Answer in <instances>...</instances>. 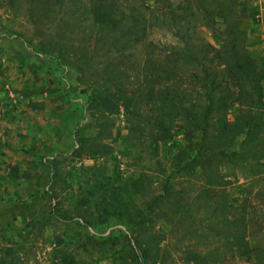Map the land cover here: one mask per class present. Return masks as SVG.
Instances as JSON below:
<instances>
[{
    "label": "rangeland",
    "instance_id": "1",
    "mask_svg": "<svg viewBox=\"0 0 264 264\" xmlns=\"http://www.w3.org/2000/svg\"><path fill=\"white\" fill-rule=\"evenodd\" d=\"M115 1L119 36L128 43L114 36L105 45L90 40L77 13L32 20L25 8L14 13L0 1V255L12 248L16 264H138L133 239L140 238L151 250L148 264H188L186 252L214 248L225 254L224 264H264L247 250L222 248L232 238L264 244V173L252 175L257 163L264 170V159L245 153L238 158L247 161L244 170L237 161L218 162L217 183L207 186L200 170H174L189 125L171 117L165 124L171 137L155 141L152 107H140L142 117L124 109L126 99L140 102L139 93L157 83L145 60L157 61L162 48H181L180 35L219 48L212 26L193 0ZM198 1L215 22L220 8L237 5L244 46L264 71V0ZM143 29L135 41L132 33ZM189 75L177 71L172 84L192 102L200 93ZM262 91L264 101V80ZM99 92L118 99L116 113L90 103ZM237 114L233 104L214 119L216 127L229 125L226 146ZM94 144L97 153L88 148ZM165 185L174 190L170 200L137 226L135 215Z\"/></svg>",
    "mask_w": 264,
    "mask_h": 264
},
{
    "label": "trees",
    "instance_id": "2",
    "mask_svg": "<svg viewBox=\"0 0 264 264\" xmlns=\"http://www.w3.org/2000/svg\"><path fill=\"white\" fill-rule=\"evenodd\" d=\"M0 1L14 13L25 8L27 17L32 20L35 18L47 20L57 15L72 17L77 13V16H84L83 21L87 25L90 40L94 44L102 43L105 45L106 41L114 36L128 43L127 39L119 36L121 19L117 15L118 7L115 0ZM193 1L194 7L212 26L213 34L221 42L219 48L201 40L194 43L189 36L180 35L183 45L181 48H162L163 51L160 50L162 53L158 55L157 61L155 59L144 61L145 67L148 63L152 66L150 81L157 83L155 85L148 84L144 94L143 92L139 93L140 96L143 95L142 100L138 101L139 103L129 98L126 99L124 109L126 112L131 109L130 113L142 117L140 107L148 104L152 107L150 114L153 122L150 127L155 131V134L157 133L156 135L153 134L155 138L152 137L156 139L155 141H165L171 137V133L165 124L175 117L185 125H189L188 132H186L187 145L175 156L174 170L185 174L200 170L205 173L206 179H208L207 186H212L217 183L214 174L217 170L216 163L234 165L236 161L239 162L238 158L245 153L256 154V162L264 159V101L262 91L264 71L259 66L256 57L249 53L244 46L246 33L240 26L243 18L237 13V5L234 2L225 9H219L221 12L220 21L215 22V17L210 15L209 10L203 8L200 1ZM80 5H82L81 9L79 8ZM245 12L246 8L242 7L240 13L244 14ZM77 16L74 21L78 18ZM134 22L136 23V20ZM171 22L177 23L174 20ZM144 31L145 29L141 30V34H138L139 32L132 33L135 41H139L138 35H143ZM148 48L151 51L156 49L152 43H149ZM177 71H187L190 74L191 83H194L199 89L200 98H195L190 102L184 93L175 84H172V82L178 81L175 76ZM160 79H167V83L164 86H162L163 84L159 85V81L165 83L164 80ZM87 99L92 105L96 103L98 109L103 112L116 113L118 111V99H114L110 93L107 96L101 92L94 93ZM199 99L204 101L202 105L198 104ZM186 102L187 105L185 106ZM233 104L238 106V114L234 118L233 137L229 141V146H226L225 139L229 125L224 123L223 126L216 127L214 119L225 117L229 107ZM146 123L151 124L149 118ZM193 130L198 132L197 138L193 135ZM98 147L101 148L100 153L109 152L107 146ZM88 148L92 152L94 151L93 153L100 151L95 144ZM239 163H243L240 165V169L244 170L247 161H240ZM257 167L253 170L252 175H259L260 177L264 173L263 164L257 163ZM162 192V194L154 196L149 202H146L145 209L138 211L135 215L138 219L137 226H145L150 216L159 210L166 200H170L174 190L170 185H165ZM115 199L116 196H114L113 201ZM99 205L101 208V203ZM218 205L220 204L218 203ZM101 209L105 214H108L106 207ZM104 224L105 220L101 219L97 226L101 227ZM94 234L95 232L90 238L92 241L95 239L92 238ZM152 240L155 243L160 241L157 238H152ZM133 241V247H139L140 250V253L136 255V262L148 264L151 259L150 248L142 246L140 238L133 239ZM222 248L230 253L232 250L237 252L247 250L255 258L263 259L264 262V244L261 243L251 244L246 238H232L224 243ZM224 255L223 252H219V248L199 252L188 251L185 253V263L224 264ZM17 262L15 250L12 248L5 249L0 255V264H16Z\"/></svg>",
    "mask_w": 264,
    "mask_h": 264
},
{
    "label": "crops",
    "instance_id": "3",
    "mask_svg": "<svg viewBox=\"0 0 264 264\" xmlns=\"http://www.w3.org/2000/svg\"><path fill=\"white\" fill-rule=\"evenodd\" d=\"M263 46H264V43H263Z\"/></svg>",
    "mask_w": 264,
    "mask_h": 264
}]
</instances>
